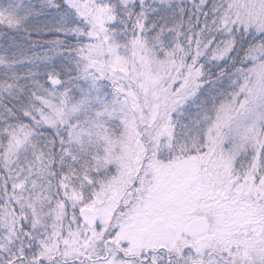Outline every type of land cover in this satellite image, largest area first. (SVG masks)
Masks as SVG:
<instances>
[{"label": "snow or ice", "instance_id": "6c2138e0", "mask_svg": "<svg viewBox=\"0 0 264 264\" xmlns=\"http://www.w3.org/2000/svg\"><path fill=\"white\" fill-rule=\"evenodd\" d=\"M0 264H264V0H0Z\"/></svg>", "mask_w": 264, "mask_h": 264}]
</instances>
